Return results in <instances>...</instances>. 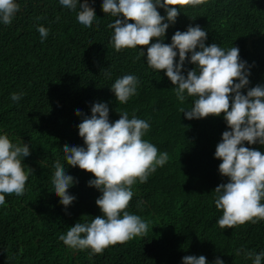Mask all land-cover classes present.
I'll return each instance as SVG.
<instances>
[{
	"label": "trees",
	"instance_id": "trees-1",
	"mask_svg": "<svg viewBox=\"0 0 264 264\" xmlns=\"http://www.w3.org/2000/svg\"><path fill=\"white\" fill-rule=\"evenodd\" d=\"M16 2L20 11L12 23L0 22V135L29 146L22 162L33 171L23 196L6 195L0 205V264H183L185 256L201 255L207 264L218 258L223 264H254L246 253L264 252V220L231 229L217 223L223 213L215 207L214 190L228 178L219 173L222 161L215 151L222 134L231 130L223 114L186 119L180 109L190 110L195 97L185 93L182 104L165 72L147 66L146 48L114 49L108 25L116 17L103 12V0H88L97 18L90 28L78 22L79 7L69 10L59 0ZM158 11L166 16L163 8ZM179 11L164 43L171 44L176 31L199 25L207 32L206 46L239 48L249 72L242 94L264 86V0H201ZM40 26L49 30L43 42ZM139 50L145 57L135 60ZM189 61L190 54L185 76L196 68ZM124 75H135L139 84L137 94L121 104L111 87ZM12 93L24 95L13 102ZM97 102L108 104L110 122L122 111L148 121L143 139L167 152L169 160L146 183L133 185L127 211L148 222L147 234L92 254L91 249L69 248L59 236L77 222L102 215L96 205L102 193L88 186L95 177L67 165L62 151L65 145L86 147L78 125ZM77 110L83 115L77 116ZM244 146L264 153L259 143ZM56 161L75 181L68 194L76 199L67 208L53 192Z\"/></svg>",
	"mask_w": 264,
	"mask_h": 264
},
{
	"label": "clouds",
	"instance_id": "clouds-1",
	"mask_svg": "<svg viewBox=\"0 0 264 264\" xmlns=\"http://www.w3.org/2000/svg\"><path fill=\"white\" fill-rule=\"evenodd\" d=\"M201 0H103L105 14L116 17L108 27L113 30L111 44L119 52L122 49L146 48L147 66L164 71L175 86L177 99L183 104L188 97H195L190 110L181 108L188 120L204 119L223 114L230 131L222 134L217 145L215 158L222 161L219 173L228 178L214 190L215 207L222 210L218 225L231 229L247 222L253 224L264 220V153L245 147L259 143L264 145V86L257 85L242 94L249 84L246 62L239 56V48L233 46L227 51L216 43L206 46L207 32L199 25L189 26L186 31H176L171 44L163 42L170 24H174L179 8L199 4ZM59 3L72 11L79 7L77 20L85 27H91L96 20L95 10L88 0H59ZM163 8L166 16L158 11ZM20 11L16 0H0V22L10 25ZM59 19V17H57ZM167 20V22H165ZM41 42L49 30L38 27ZM157 42L153 43V40ZM190 54L193 70L182 74L185 61ZM179 62L176 63V57ZM145 57L139 50L135 60ZM135 62V61H134ZM110 75V73H106ZM139 80L135 75H124L116 79L111 87L116 100L125 104L137 94ZM24 93H12L11 100L18 102ZM77 116L83 114L76 111ZM119 119L109 120L107 103L97 102L91 106V116H83L78 125L79 136L86 147H63L66 163L90 173L95 179L89 187L98 189L102 195L96 205L102 215L91 222H77L59 240L72 249H91L92 254H100L110 246L147 234L149 224L139 215L131 214L127 208L133 198V185L144 184L158 167L169 160L167 152L143 139L150 124L133 113H118ZM30 155L29 146L14 144L7 134L0 135V205L5 204V196H23L25 185L32 169L26 171L23 159ZM52 177L54 193L60 203L67 208L76 199L68 194L75 183L67 174L60 161L53 165ZM242 249H237L240 255ZM254 264H261L264 252L246 253ZM183 264H207L203 255L185 256ZM215 264H223L216 259Z\"/></svg>",
	"mask_w": 264,
	"mask_h": 264
}]
</instances>
